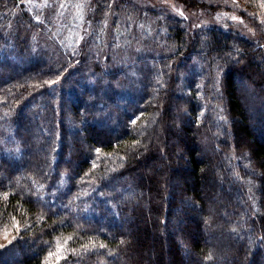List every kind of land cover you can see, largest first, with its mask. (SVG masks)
<instances>
[{"label":"trees","instance_id":"1","mask_svg":"<svg viewBox=\"0 0 264 264\" xmlns=\"http://www.w3.org/2000/svg\"><path fill=\"white\" fill-rule=\"evenodd\" d=\"M237 3L251 33L0 0V264H264V0Z\"/></svg>","mask_w":264,"mask_h":264},{"label":"rangeland","instance_id":"2","mask_svg":"<svg viewBox=\"0 0 264 264\" xmlns=\"http://www.w3.org/2000/svg\"><path fill=\"white\" fill-rule=\"evenodd\" d=\"M149 1H151L152 5L154 4L160 7H164L172 12L179 14L181 17L189 21L194 28L206 25H216L224 28H239L241 31L251 33V31L245 24V20L237 14V1L239 0H225V3L222 4L221 7L216 9L211 8L209 11L207 10V5H209V1L207 0H198L200 1V3L206 1L204 7H198L197 4H193V8H190L189 5L186 4V2H183L181 0ZM15 227L11 229L6 227L7 229L0 230V249H3L4 246L10 244L16 239L17 232L15 233ZM13 257L14 254L10 255L9 260L12 261Z\"/></svg>","mask_w":264,"mask_h":264}]
</instances>
